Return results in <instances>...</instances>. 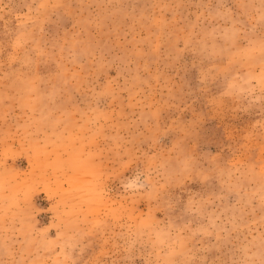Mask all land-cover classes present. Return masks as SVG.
Here are the masks:
<instances>
[{
    "label": "rangeland",
    "instance_id": "1",
    "mask_svg": "<svg viewBox=\"0 0 264 264\" xmlns=\"http://www.w3.org/2000/svg\"><path fill=\"white\" fill-rule=\"evenodd\" d=\"M0 264H264V0H0Z\"/></svg>",
    "mask_w": 264,
    "mask_h": 264
}]
</instances>
